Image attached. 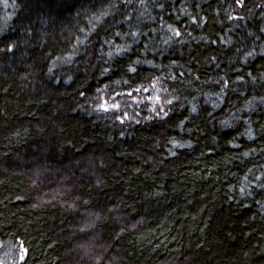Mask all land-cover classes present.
Masks as SVG:
<instances>
[{"label": "trees", "instance_id": "16d2710c", "mask_svg": "<svg viewBox=\"0 0 264 264\" xmlns=\"http://www.w3.org/2000/svg\"><path fill=\"white\" fill-rule=\"evenodd\" d=\"M0 243L264 264V0H0Z\"/></svg>", "mask_w": 264, "mask_h": 264}, {"label": "rangeland", "instance_id": "374dc122", "mask_svg": "<svg viewBox=\"0 0 264 264\" xmlns=\"http://www.w3.org/2000/svg\"><path fill=\"white\" fill-rule=\"evenodd\" d=\"M12 251L11 247L2 246L0 243V264H18V260Z\"/></svg>", "mask_w": 264, "mask_h": 264}, {"label": "snow or ice", "instance_id": "6c2138e0", "mask_svg": "<svg viewBox=\"0 0 264 264\" xmlns=\"http://www.w3.org/2000/svg\"><path fill=\"white\" fill-rule=\"evenodd\" d=\"M237 3H241V0H237ZM176 35L179 36V35H180V32L177 31V32H176ZM12 47H13V46H9L8 51H12ZM129 70H130V71H133V72L135 71L134 68H130ZM157 99H158V98H157ZM169 103H171V101H169ZM113 107H118V106L113 105ZM101 108H105V106H104V105H101ZM105 110H107V108H105ZM193 110L195 111V109H193Z\"/></svg>", "mask_w": 264, "mask_h": 264}]
</instances>
